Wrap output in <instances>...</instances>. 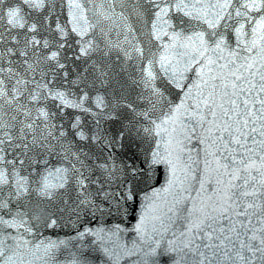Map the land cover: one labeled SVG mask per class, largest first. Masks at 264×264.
<instances>
[{
	"label": "snow or ice",
	"instance_id": "snow-or-ice-1",
	"mask_svg": "<svg viewBox=\"0 0 264 264\" xmlns=\"http://www.w3.org/2000/svg\"><path fill=\"white\" fill-rule=\"evenodd\" d=\"M0 264H264V0H0Z\"/></svg>",
	"mask_w": 264,
	"mask_h": 264
},
{
	"label": "water",
	"instance_id": "water-1",
	"mask_svg": "<svg viewBox=\"0 0 264 264\" xmlns=\"http://www.w3.org/2000/svg\"><path fill=\"white\" fill-rule=\"evenodd\" d=\"M55 238V237H54Z\"/></svg>",
	"mask_w": 264,
	"mask_h": 264
}]
</instances>
